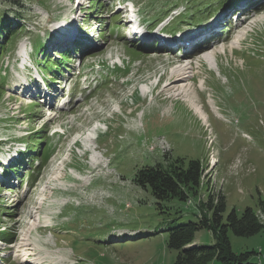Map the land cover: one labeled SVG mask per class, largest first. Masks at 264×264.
I'll return each instance as SVG.
<instances>
[{
  "label": "rangeland",
  "instance_id": "rangeland-1",
  "mask_svg": "<svg viewBox=\"0 0 264 264\" xmlns=\"http://www.w3.org/2000/svg\"><path fill=\"white\" fill-rule=\"evenodd\" d=\"M118 1L85 0L76 8L74 0H0V16L4 15L9 29L18 26L12 40L4 39L6 28H0L5 47L0 58L4 89L0 90V139H8L6 144L15 141L11 144L15 147L24 143V147L19 144L25 149L41 132L54 148L41 175H30L36 161L33 158L31 164L26 159L29 165L21 162L20 167L28 169L20 170L19 179L0 184V228L5 230L0 232V264H30L36 256L45 259L33 264H174L178 251L168 246L164 230L197 220L199 207L186 208L178 199L160 207L150 189L138 186L133 178L144 166L160 163L165 167L178 159L185 165L193 159L203 162L205 199L221 192L228 211L235 208L242 213L252 207L264 222V206H260L264 202V0L240 2L235 9L240 11L237 20L231 15L235 10H229L225 15L230 13L229 19L212 28L211 35L218 34L215 40L219 41L205 44L206 53L191 58L194 76L184 84L190 89L189 97L165 93L163 87L173 68L191 60L175 62L176 51L160 50L153 40L150 45L131 40L127 27L132 23L119 10ZM134 1L144 25H154L155 30L166 25L168 19L148 24L154 12L150 0ZM151 1L167 2L160 15L168 4L178 2L170 9L179 6L173 13L180 15L170 26L197 30L192 28L194 20L182 21L184 12L179 8L188 6V10L202 0ZM247 15L250 18L240 22ZM70 20L78 29L91 27L92 31L101 22L100 46L76 47L66 37L68 32L54 31ZM29 51L33 67L25 69ZM248 51L260 55L252 57ZM61 52L68 54L70 63L64 66L70 67L69 73L59 75L53 88L47 86L50 93L40 85L43 93L33 97L36 84L41 83L36 69L42 70L46 60L53 62ZM51 65L55 63L43 70L50 72ZM106 73L109 77L102 76ZM160 75L164 81L152 93ZM54 90L61 98L46 99ZM28 99L35 101L29 105ZM193 100L208 122L195 113ZM28 108L35 113L30 116ZM95 124L108 130L100 132L92 142L94 150L88 151L86 132ZM160 137L170 142L172 151L149 147ZM8 149L0 141V156ZM23 177L29 183L21 187ZM4 232L13 233L15 241L6 242ZM200 234L210 232L203 229ZM228 234L234 252H251V262L264 264V228L253 236ZM210 243V239L204 241ZM25 251L33 253L31 260L25 259Z\"/></svg>",
  "mask_w": 264,
  "mask_h": 264
},
{
  "label": "trees",
  "instance_id": "trees-1",
  "mask_svg": "<svg viewBox=\"0 0 264 264\" xmlns=\"http://www.w3.org/2000/svg\"><path fill=\"white\" fill-rule=\"evenodd\" d=\"M163 9L164 7H159V13ZM19 15L24 18L25 13ZM159 19L161 18H157L155 21ZM17 27L14 26V28L9 29L4 15L0 16V28H6V34H8L3 37L4 39L12 40L16 38L18 35ZM174 27L171 28L175 29ZM0 33H2V30ZM0 45L1 58L4 56L5 47L1 42ZM38 47L40 49L41 46ZM63 57L66 59L65 61L58 60L52 63H55V67H57V70L53 73L54 75L57 74L62 65L69 61L67 52L63 54ZM0 90L4 92L1 85ZM33 111V108L27 109L30 116L34 114ZM46 138V134L36 132L31 140L33 144L29 146V150L33 149L37 153L40 152L39 148ZM37 144H40V146H36ZM51 153L44 152L41 156L40 160L43 165ZM181 161L182 159H178L170 162L165 167L160 163L154 166H144L136 171L133 182L140 187L150 189L160 207L166 201L169 202L173 199H178L186 204L189 197L196 198L202 191L204 169L200 159H193L188 165ZM260 206L263 208L264 202H261ZM199 208L201 214L197 220L190 219L186 223L164 230L168 235V246L178 251L174 264H208L213 261L222 264H256L250 260L253 253L234 252L228 234L229 231H232L235 235L247 237L259 233L264 228V222L260 220L252 207H246L242 213L235 208L228 211L226 197L221 192H216L215 195L208 194L207 198L200 202ZM203 229L210 232V245L196 244L197 233ZM4 240L14 242L15 236L13 233H7Z\"/></svg>",
  "mask_w": 264,
  "mask_h": 264
},
{
  "label": "bare ground",
  "instance_id": "bare-ground-1",
  "mask_svg": "<svg viewBox=\"0 0 264 264\" xmlns=\"http://www.w3.org/2000/svg\"><path fill=\"white\" fill-rule=\"evenodd\" d=\"M197 35H195V36H197ZM206 50H208V49H206ZM213 54L216 57L217 52H213ZM184 55L185 54H183L182 56H179V55H177V53H174V56H173L172 60H174L175 62H183L185 60V58L183 57ZM193 68H194V66H193L192 63H188L185 66H183V65L176 66L175 68H173V70L171 72V76H170L168 82L163 87V91L165 93H171V92L175 91V95L176 96L184 95V96H188L189 97V95H190V89L187 88L188 86L187 85H184V84H185V82L188 79H192L193 78V76H194ZM203 85H204V81L203 82L202 81L199 82L200 88H202ZM195 103L196 102L193 100V102L191 104L192 107H193V109H194V111H195V113L198 114L201 117V119H203L204 121H207V118L205 116L204 111L202 110V108L198 107V105H196ZM132 112H133V110L131 111V113ZM86 138L88 139L89 138V135H87ZM30 253L33 255L32 252H26V251H25L24 255L26 257H30ZM29 259L31 260V258H29ZM42 259H45V257L44 256L43 257H37L36 256L33 260L34 261H39V260H42Z\"/></svg>",
  "mask_w": 264,
  "mask_h": 264
},
{
  "label": "crops",
  "instance_id": "crops-1",
  "mask_svg": "<svg viewBox=\"0 0 264 264\" xmlns=\"http://www.w3.org/2000/svg\"><path fill=\"white\" fill-rule=\"evenodd\" d=\"M193 210H195V209L193 208L192 209V212H193ZM210 238H211L210 234H207V235H204V234L197 235L196 244L204 243V241L206 239H210Z\"/></svg>",
  "mask_w": 264,
  "mask_h": 264
}]
</instances>
